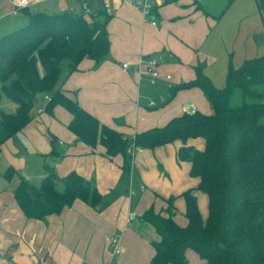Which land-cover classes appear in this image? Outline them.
<instances>
[{
    "label": "crops",
    "instance_id": "crops-1",
    "mask_svg": "<svg viewBox=\"0 0 264 264\" xmlns=\"http://www.w3.org/2000/svg\"><path fill=\"white\" fill-rule=\"evenodd\" d=\"M59 1L49 0L28 11L57 13L71 10L83 13L81 0H75L80 4L78 12L71 2ZM106 1L111 16L108 25L111 41L109 55L96 67L92 60H83L72 74H69L67 66L64 67L58 87L101 123L128 139L163 127L191 108L211 114V106H208L199 88L179 90L173 94L171 102L159 97L163 104L155 103L161 92L156 84L167 82L171 91L181 83L196 78V57L192 54L187 57L190 52L183 49L180 43L191 38L198 45L193 35L196 31L194 22L200 16L194 13L203 11L205 15L210 14L204 10L201 0H166L158 5L156 26L145 22L137 9L121 0ZM102 2L90 1L96 15L98 10L103 11ZM187 3L194 13L187 20H179L184 15L181 16L175 8ZM13 8L10 0H0V37L26 22L13 17L27 14V11L13 14ZM260 13L264 21V12ZM160 17L163 23L162 29L158 30ZM164 29L179 44L168 39L156 40L155 37L163 34ZM231 32L230 29L218 31L216 37L227 44L231 41L228 36ZM202 34L204 36L206 32ZM262 41L257 38V42ZM209 55H206L210 58L208 63L201 66L204 74L212 81L218 71L227 75L226 54H219L220 62ZM142 56L154 57L159 62L161 76L154 85L148 78H139L133 71L122 68L124 63L135 64ZM244 61H239L237 65L241 66ZM167 75L171 77L169 80ZM218 81L215 85L222 89L226 78L224 84L222 80ZM0 108L7 112L16 110V106L5 99ZM39 111L27 126L1 146L0 264H114L115 260L119 264H152L155 254L153 243L159 241L160 236L152 224L141 218L145 211L154 206L155 211L160 212L167 207V200L175 198V219L180 225H185L186 201L182 194L192 190L201 215L206 219L208 196L198 189L199 179L191 175V163L179 161L177 157L182 141L176 140L153 149L141 148L130 159V167L125 168V159L121 154L109 158L101 145L92 148L73 134L67 127L72 116L64 107L56 106L51 113ZM44 113L48 114L44 116ZM187 144L201 150L205 140L191 139ZM28 156L44 159L41 178L44 177L45 166L58 177L77 172L97 189L100 203L93 205L90 200H76L58 214L42 219L27 217L19 207L14 191L21 178L25 179L23 174L35 184L26 170ZM9 166L16 171L10 182L2 175ZM130 215L134 216L132 221H129ZM117 235L121 237L123 251L112 260L110 239ZM186 257L188 259L187 252Z\"/></svg>",
    "mask_w": 264,
    "mask_h": 264
},
{
    "label": "trees",
    "instance_id": "trees-1",
    "mask_svg": "<svg viewBox=\"0 0 264 264\" xmlns=\"http://www.w3.org/2000/svg\"><path fill=\"white\" fill-rule=\"evenodd\" d=\"M256 1L264 12V0ZM28 10H24L26 25L0 37V103L6 99L16 106L14 112L0 108V151L31 122L36 100L40 104L43 99L45 111L62 106L71 114L67 127L82 142L92 148L101 145L109 158L124 156L125 168L130 167L127 149L131 143L153 149L180 140L178 160L191 163L198 189L208 196V215L203 219L192 190L182 194L185 225L175 219V198L167 200L160 212L154 206L145 211L141 218L160 236L153 243L152 264H190L189 249L205 264H264V56L245 60L238 68L229 65L222 89L197 67L194 80L172 90L199 88L211 114L184 113L163 127L128 139L58 87L63 62L72 74L83 60H92L96 67L109 55L111 16L104 10L88 16L71 10ZM237 94L242 100L232 105ZM197 138L205 140L201 150L187 144ZM15 174L9 166L2 175L10 182ZM14 196L24 214L33 219L58 214L76 200H90L93 205L101 200L97 189L77 172L58 177L48 166L38 185L21 178Z\"/></svg>",
    "mask_w": 264,
    "mask_h": 264
},
{
    "label": "rangeland",
    "instance_id": "rangeland-1",
    "mask_svg": "<svg viewBox=\"0 0 264 264\" xmlns=\"http://www.w3.org/2000/svg\"><path fill=\"white\" fill-rule=\"evenodd\" d=\"M65 1L71 2L76 12L80 11V4L77 1L75 0H65ZM188 1L190 0H187V2ZM201 3L204 10L210 13L209 15H205L203 11L194 13V9L193 11H190L191 7L189 6V3L180 6L179 8H175V11L180 12L181 16L184 15V17H182L179 20L182 19L187 20L190 14L193 13L200 16L199 17L200 19H197L194 22L196 31L194 32L193 35L195 40H198V45L191 38H186L185 43H180L183 49L189 50L190 53L187 55V57L191 56V54L192 56L196 57V62L198 63V65L195 68L208 63L210 58L206 55L209 53H210L209 55L210 57H215L217 59L216 62H220L219 54L225 53L227 57V68L229 67V65H232L234 68L240 67L239 65H237V63L239 61H243V59L247 60L251 58H258L264 56V26L262 21L263 19L259 9L257 8L256 0H201ZM13 18H18V20L26 21L24 24H21V26H24L28 23V14H22L19 17L17 16ZM158 22H159V26H158V30H159L162 29V23H163L162 17H160V20H158ZM21 26H17V28ZM226 29H230L232 31L231 34L228 35L231 41H228L227 44L223 42L224 40L222 38L219 39L216 37L218 31H225ZM203 31L206 32L204 36L202 34ZM170 36H171L170 32L164 29L163 34L156 36L155 39L156 40L168 39L170 42H173L174 44H179L176 41V39H173ZM200 36L202 37V39L200 38ZM257 38H260L263 41L259 43L257 42ZM186 44H188L189 47H187ZM210 50L212 52H209ZM252 53H254L253 57H251ZM240 58H242V60ZM66 65H67L66 62L62 63L63 68L66 67ZM217 78L218 80H222L224 84L226 74L224 72L221 74L220 71H218L214 80L213 81L211 80L212 84L216 88H217L216 85L219 83ZM173 83H175V78ZM155 86L160 87L161 90L160 94L157 96V99H155L156 101L155 103H157L158 105L163 104L161 103L159 97H165V101L171 102L170 99L174 97L173 95L174 92L173 90L171 91L169 90L167 86V82L165 84L163 83L162 85L158 83ZM223 87H225V85ZM262 88L264 90V86ZM201 94L203 95L202 97L206 101L207 99L204 97V94L203 93ZM241 100L242 98L239 94L235 95L232 100V105L240 104ZM207 104H209L208 106H210L209 102ZM45 105H46V99L41 100L40 104H36V106L32 111V116L35 117L37 113L40 112L39 110L45 111ZM47 114L48 113H44V116H46ZM23 152L24 151H22V153ZM18 156L20 157V155ZM27 162H28V167L26 168V170L33 177L32 181L37 185L41 182L42 179L41 175L43 173L44 159H40V158L36 159L28 156ZM61 189H62V185L59 184L58 190ZM203 214H206V212H203ZM187 254L190 264H202L201 262L202 259L192 249L187 250ZM116 263L119 264V262L118 261L116 262L115 260L114 264Z\"/></svg>",
    "mask_w": 264,
    "mask_h": 264
},
{
    "label": "built area",
    "instance_id": "built-area-1",
    "mask_svg": "<svg viewBox=\"0 0 264 264\" xmlns=\"http://www.w3.org/2000/svg\"><path fill=\"white\" fill-rule=\"evenodd\" d=\"M14 6L12 13L19 14L23 12L25 9H29L31 7L37 6L41 3H45L49 0H10ZM91 0H81L82 9L84 15L88 16L93 13L91 8ZM103 10L108 14L110 13V6L106 0H102ZM122 3L130 5L137 9L145 22L150 23L153 26L157 25L156 17L158 5L163 4L166 0H121ZM122 68L125 70L133 71L136 73L139 78L146 77L151 84H156L158 79L161 76L159 71V62L154 57H141L135 64L124 63ZM169 75L166 76V79H170ZM195 108H191L187 110V113H194ZM141 148L136 147L134 143L129 145L127 149L128 154L132 157L140 151ZM134 219L133 215H130L129 221ZM110 248L112 253V260L116 259L122 254L121 247V237L119 235L113 236L110 239ZM112 264V263H110Z\"/></svg>",
    "mask_w": 264,
    "mask_h": 264
},
{
    "label": "water",
    "instance_id": "water-1",
    "mask_svg": "<svg viewBox=\"0 0 264 264\" xmlns=\"http://www.w3.org/2000/svg\"><path fill=\"white\" fill-rule=\"evenodd\" d=\"M261 41V40H260ZM38 103V100H36V104ZM23 177L26 179V180H30V177H28L26 174H23Z\"/></svg>",
    "mask_w": 264,
    "mask_h": 264
}]
</instances>
